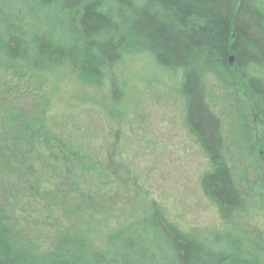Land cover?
Wrapping results in <instances>:
<instances>
[{
    "label": "trees",
    "instance_id": "trees-1",
    "mask_svg": "<svg viewBox=\"0 0 264 264\" xmlns=\"http://www.w3.org/2000/svg\"><path fill=\"white\" fill-rule=\"evenodd\" d=\"M129 53L146 56L154 74L160 73L159 85L143 88L137 82L147 83V78L120 69ZM0 58L38 73L68 64L80 80L105 91L111 105L99 111L107 119L136 116L130 111L136 92L153 96L161 91L159 99L167 94L180 99L185 126L211 163L200 179L203 193L224 220L240 208L241 193L226 161L221 120L207 101L206 76L239 78L264 107V0H0ZM81 111L69 104L46 115L50 160L39 173L91 193L90 188L104 187L93 183L94 173L105 175L107 167L121 163L106 135L81 119ZM27 141L14 156L12 144L0 143V171L6 177L17 179L22 171H35L39 146L33 138ZM101 192L110 197L112 189ZM39 210L40 215L48 214L38 229H57L59 219L49 209ZM152 213L170 245L171 264H255L237 241L224 244L220 237L186 229L155 203ZM130 232L110 256L93 250L87 260L61 244L50 264H162L149 245L148 230ZM23 258L0 222V264H20Z\"/></svg>",
    "mask_w": 264,
    "mask_h": 264
},
{
    "label": "rangeland",
    "instance_id": "rangeland-1",
    "mask_svg": "<svg viewBox=\"0 0 264 264\" xmlns=\"http://www.w3.org/2000/svg\"><path fill=\"white\" fill-rule=\"evenodd\" d=\"M145 58L125 54L120 69L147 78V83L137 82L143 88L159 85L160 73L154 74ZM206 80L207 101L221 120L226 161L242 199L229 220L220 217L201 189L200 179L211 163L185 126L180 99L169 94L159 99L161 91L153 96L136 92L130 109L136 116L107 119L99 111L111 105L105 91L80 80L68 64L38 73L0 58V143L12 144L13 156L28 137L39 146L34 172L22 171L13 179L0 171V222L24 253L20 264H50L61 244L87 260L93 250L110 256L135 228H146L162 264H171L170 245L153 219L154 203L186 229L220 237L224 244L237 241L247 258L264 264V107L237 77L207 74ZM69 104L81 107V119L105 134L111 152H118L120 165L93 175L94 184L112 189L110 197L102 195V188L89 193L66 179L39 173L50 160L52 141L44 119ZM40 208L59 219L57 229H38L48 214L40 215Z\"/></svg>",
    "mask_w": 264,
    "mask_h": 264
},
{
    "label": "water",
    "instance_id": "water-1",
    "mask_svg": "<svg viewBox=\"0 0 264 264\" xmlns=\"http://www.w3.org/2000/svg\"><path fill=\"white\" fill-rule=\"evenodd\" d=\"M231 61H233V59L231 58Z\"/></svg>",
    "mask_w": 264,
    "mask_h": 264
}]
</instances>
